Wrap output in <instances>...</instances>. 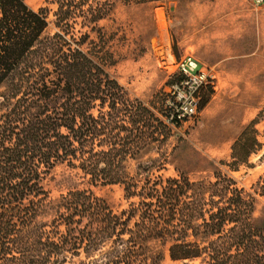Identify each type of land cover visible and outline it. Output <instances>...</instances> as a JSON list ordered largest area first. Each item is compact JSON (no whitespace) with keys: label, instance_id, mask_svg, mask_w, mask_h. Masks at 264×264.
<instances>
[{"label":"trees","instance_id":"obj_1","mask_svg":"<svg viewBox=\"0 0 264 264\" xmlns=\"http://www.w3.org/2000/svg\"><path fill=\"white\" fill-rule=\"evenodd\" d=\"M66 6L60 2V30L44 35L47 8L0 0V264H64L81 255L88 264H161L164 247L174 261L264 264V227L233 179L148 175L139 186L130 176L127 160L150 143L149 126L167 125L81 48L87 33L68 37ZM196 95L201 107L210 97ZM257 119L233 144L232 164L262 146ZM59 162L90 185L122 183L139 200L116 212L91 188L50 199L44 179Z\"/></svg>","mask_w":264,"mask_h":264},{"label":"rangeland","instance_id":"obj_2","mask_svg":"<svg viewBox=\"0 0 264 264\" xmlns=\"http://www.w3.org/2000/svg\"><path fill=\"white\" fill-rule=\"evenodd\" d=\"M26 1L35 10L47 8L49 25L44 35L60 30L56 25L60 2L68 3L64 28L68 37L80 40L87 33L81 48L105 65L131 100L143 102L167 125L161 131L149 126L150 143L127 160L128 173L139 186L148 175L166 179L184 174L205 183L228 177L233 179V187L251 195L254 223L264 227V1ZM99 9L107 10L94 20ZM188 56L215 77L197 89L191 83H179L185 76L177 72L178 62ZM200 92L210 93L202 107L196 95ZM193 99L198 103L196 113L178 119L177 104ZM108 109L106 105L103 110ZM94 112L98 114L97 109ZM119 115L120 122L127 119L123 110ZM257 117L254 130L262 146L245 162L232 164L233 144ZM44 185L50 199L71 189L91 188L116 212L139 200L129 199L122 183L90 185L81 170L66 162L56 164ZM164 249L161 264H201L200 259L174 261ZM87 262L81 255L64 264Z\"/></svg>","mask_w":264,"mask_h":264},{"label":"built area","instance_id":"obj_3","mask_svg":"<svg viewBox=\"0 0 264 264\" xmlns=\"http://www.w3.org/2000/svg\"><path fill=\"white\" fill-rule=\"evenodd\" d=\"M257 3H261L264 0H256ZM179 74H183L185 77L179 83H184L189 85L191 88L197 89L203 82H207L209 77H215L213 74H209L203 70V67L197 61V59L192 56H188L181 61L178 62ZM179 85V84H178ZM196 90H194L195 92ZM197 101L193 99V101H182L177 104V118L182 119L186 114L192 115L196 113L197 110Z\"/></svg>","mask_w":264,"mask_h":264},{"label":"crops","instance_id":"obj_4","mask_svg":"<svg viewBox=\"0 0 264 264\" xmlns=\"http://www.w3.org/2000/svg\"><path fill=\"white\" fill-rule=\"evenodd\" d=\"M200 63V65L202 66V63L201 62H199Z\"/></svg>","mask_w":264,"mask_h":264}]
</instances>
